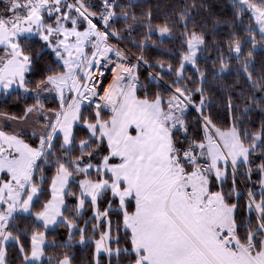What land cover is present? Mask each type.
Returning <instances> with one entry per match:
<instances>
[{"label": "snow or ice", "instance_id": "snow-or-ice-1", "mask_svg": "<svg viewBox=\"0 0 264 264\" xmlns=\"http://www.w3.org/2000/svg\"><path fill=\"white\" fill-rule=\"evenodd\" d=\"M0 4V264H264V0Z\"/></svg>", "mask_w": 264, "mask_h": 264}, {"label": "trees", "instance_id": "trees-1", "mask_svg": "<svg viewBox=\"0 0 264 264\" xmlns=\"http://www.w3.org/2000/svg\"><path fill=\"white\" fill-rule=\"evenodd\" d=\"M155 2V0H153ZM215 4L216 11L223 13L225 15H231V7L229 5V0H213ZM2 7V4H0ZM51 251V250H50ZM78 256L77 259H86L87 258V250H77Z\"/></svg>", "mask_w": 264, "mask_h": 264}, {"label": "built area", "instance_id": "built-area-1", "mask_svg": "<svg viewBox=\"0 0 264 264\" xmlns=\"http://www.w3.org/2000/svg\"><path fill=\"white\" fill-rule=\"evenodd\" d=\"M107 76H108V78L110 79V72L107 74ZM105 82H107V80H106Z\"/></svg>", "mask_w": 264, "mask_h": 264}]
</instances>
